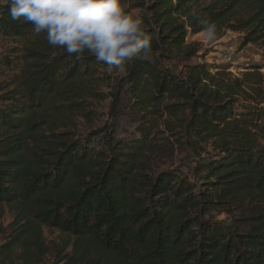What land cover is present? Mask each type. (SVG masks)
I'll return each instance as SVG.
<instances>
[{
    "label": "trees",
    "instance_id": "1",
    "mask_svg": "<svg viewBox=\"0 0 264 264\" xmlns=\"http://www.w3.org/2000/svg\"><path fill=\"white\" fill-rule=\"evenodd\" d=\"M122 3L151 38L123 71L50 46L0 0V37L34 39L0 54V208L19 233L0 264L39 228L74 237L72 264H264V0ZM210 25L262 63L214 68L188 41Z\"/></svg>",
    "mask_w": 264,
    "mask_h": 264
},
{
    "label": "clouds",
    "instance_id": "2",
    "mask_svg": "<svg viewBox=\"0 0 264 264\" xmlns=\"http://www.w3.org/2000/svg\"><path fill=\"white\" fill-rule=\"evenodd\" d=\"M11 20L32 26L34 34L46 33L52 47L80 58L85 52L123 71L125 61L142 53L146 58L151 38L143 20L125 11L122 0H10ZM215 38V25L204 33Z\"/></svg>",
    "mask_w": 264,
    "mask_h": 264
},
{
    "label": "rangeland",
    "instance_id": "3",
    "mask_svg": "<svg viewBox=\"0 0 264 264\" xmlns=\"http://www.w3.org/2000/svg\"><path fill=\"white\" fill-rule=\"evenodd\" d=\"M33 37H27L20 40H9L0 37V54L14 55L11 52H16L15 55L25 54L31 46ZM190 43H197L202 48L204 54H206L205 61H210L215 53L226 46H235L238 50V61L241 66L238 69L231 71L234 77H240L241 74L247 72L242 69V66H255L262 63L263 49L260 45H249L247 47L241 46V35L236 33H227V35L219 40L214 41L206 39L204 33L191 37L188 40ZM264 74V70L262 71ZM9 73L6 67L0 65V88L5 87L8 83ZM7 91L0 92V96H4ZM106 94L107 89L98 91ZM88 109H94L99 113H107L109 101L101 100L99 97L95 99H88ZM106 118V117H105ZM104 119L103 121H105ZM83 120L79 121V126L82 125ZM102 122V121H101ZM82 128V129H83ZM14 213L10 207L4 206L0 208V248L6 245L13 246L18 237V231L15 230L13 225ZM37 235H35V243H30V246L26 250H19L20 253L15 258L13 264H72L75 261H70L73 258L78 257V253L75 252L76 240L74 237L67 233H64L56 229H41ZM24 256L26 260L20 258Z\"/></svg>",
    "mask_w": 264,
    "mask_h": 264
},
{
    "label": "built area",
    "instance_id": "4",
    "mask_svg": "<svg viewBox=\"0 0 264 264\" xmlns=\"http://www.w3.org/2000/svg\"><path fill=\"white\" fill-rule=\"evenodd\" d=\"M237 59V48L235 46H226L215 53L214 57L211 60V64L214 68L230 66L231 71H233L241 66L240 62Z\"/></svg>",
    "mask_w": 264,
    "mask_h": 264
}]
</instances>
